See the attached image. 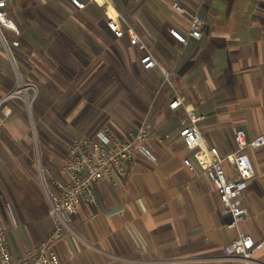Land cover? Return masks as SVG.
<instances>
[{
	"label": "crops",
	"instance_id": "crops-1",
	"mask_svg": "<svg viewBox=\"0 0 264 264\" xmlns=\"http://www.w3.org/2000/svg\"><path fill=\"white\" fill-rule=\"evenodd\" d=\"M11 1L19 5L23 0ZM35 1L43 6L53 0ZM110 2L153 54L156 67L141 68L143 52L130 46L126 37H113L105 26L104 14L103 21L100 16H86L90 6L102 10L100 6L89 3L78 10L67 0V7L81 16V26L68 27L66 32L58 24L62 36L44 43L34 38V27L22 29L29 34L23 41L29 52H23L26 61H17L14 56L13 64L0 49L10 66L0 61V71L10 70L0 83V95L13 87L17 76L23 82L32 78L51 92L49 98L54 103L48 102L52 107L59 104L61 128L67 137L74 135L71 140L99 128H110L125 138L139 127L159 139L144 144L149 156L132 152L125 179L95 184L96 205H82L65 218L68 229L51 246V253L58 264H242L224 259L223 247L237 232L258 240L264 237V146L246 151L254 176L248 180L239 205L247 210L248 218L232 230L227 228L230 217L223 212L206 177L192 176L184 168L182 159L190 153L178 132L188 124L184 112L188 109L204 117L198 129L207 145L221 154L235 148L233 136L238 130L247 140L264 137V0ZM10 3L8 17L20 31L17 37L4 31L12 40L23 31L22 22L9 9ZM173 4L184 12L177 13ZM33 12L40 15L37 9ZM196 13L204 21L203 35L182 46L168 30L185 33L190 15ZM41 47L46 51L38 52ZM19 50L18 46L13 53L22 54ZM21 61L29 68L30 76L25 79ZM163 70L169 73L166 82ZM176 98L183 100V106L171 110L169 104ZM14 104V115L5 122L12 141L9 144L13 148L17 144L28 156L36 155V160L17 166L0 156V224L8 227L3 201L14 202L22 226L8 239L12 252L22 253L53 230L33 166L39 162L42 170L55 168L56 176H52L60 180L65 158L38 144L37 137L31 139L20 127L18 119L22 118L14 111ZM52 107L45 112L58 117ZM35 117L42 127V118ZM3 151L7 150L0 144ZM261 253L263 257L264 248Z\"/></svg>",
	"mask_w": 264,
	"mask_h": 264
},
{
	"label": "built area",
	"instance_id": "built-area-1",
	"mask_svg": "<svg viewBox=\"0 0 264 264\" xmlns=\"http://www.w3.org/2000/svg\"><path fill=\"white\" fill-rule=\"evenodd\" d=\"M11 0H0V49L14 64L13 49L19 46L18 39L9 40L4 31L17 37L20 33L17 25L8 17L7 7ZM74 9L82 10L91 3L102 8L107 30L116 39L126 37L130 46L136 47L143 54L139 64L143 70L157 66V61L140 39L135 29L117 12L110 0H68ZM172 8L179 14L184 11L176 4ZM204 21L196 13L190 15L185 33L169 29V35L182 46L190 39L199 40L203 35ZM164 81H168L169 73L162 71ZM36 90L34 84L23 82L16 77L13 88L0 95V132L6 120L12 115L11 105L14 100L21 101L29 111L34 102ZM183 106L181 98L174 99L169 108L175 110ZM186 123L179 129L178 136L185 149L190 153L182 159L184 168L192 175H204L217 193L223 212L230 221L227 228L237 230L239 224L248 218V212L239 205V200L247 188V182L254 176V168L246 151L264 146V137L258 136L247 140L243 131L234 133L235 148L221 154L207 145L203 139L198 123L202 115L184 109ZM159 139L152 136L144 127L127 137L118 136L110 128L95 129L83 136L75 137L69 144L66 158L59 170L60 180L48 181L40 175V184L44 187L47 214L53 225L48 237L22 253H13L8 239V231L0 225V264H58L51 253V246L57 242L64 229H68L65 218L73 216L82 205L95 206L97 201L94 186L100 181L115 184L125 179L132 164V152L137 150L149 156L144 144ZM39 176V175H38ZM42 187V189H43ZM15 227V224H14ZM264 248V238L256 240L249 233H239L223 247L224 259L239 261L242 264H257L254 256Z\"/></svg>",
	"mask_w": 264,
	"mask_h": 264
},
{
	"label": "rangeland",
	"instance_id": "rangeland-1",
	"mask_svg": "<svg viewBox=\"0 0 264 264\" xmlns=\"http://www.w3.org/2000/svg\"><path fill=\"white\" fill-rule=\"evenodd\" d=\"M65 1L66 0H55V1L53 0L51 2L47 1L46 4L43 5L45 8L43 6H40L41 4L39 2H36L35 0H33L31 2H27V0H25V1L23 0L22 2H20L19 5H18V3H14L13 1H11L12 3H10L9 9H11V12H13V14L17 18H19V20L22 22L21 23L22 27L20 28L21 30L26 28V27H34L36 32H37V34L35 35L34 38H36V39H38L44 43V41H46V40L50 41V40L55 39V38L59 39V37L62 36V34H63L62 29L59 27V25H61V24H62V28H64L63 29L64 31H66V29L68 27L71 29L73 26L74 27H76L78 25L81 26V24L79 22V18H81V16L80 15H79L80 17L77 16L78 14H76L74 12V10H72L70 7H67V5L65 4ZM61 3L64 4V5H62V8L59 6ZM54 5H57V6H55V8L52 10L51 8ZM92 7L93 6H90L89 10L85 9L86 10L85 11L86 16L90 17V18H93V17L97 18V16H100L99 19H101L103 21L104 17H103L102 10L101 9L98 10V9H95L93 7L95 10V14H93V11L91 10ZM34 9H37L38 13L40 14L39 16L34 14V12H33ZM44 11H45V13H43ZM47 13H48V15H47ZM50 15H53L55 20H53L50 17ZM22 31L23 32H21V34H20L21 37L18 38L19 49H20L19 51L22 54H19V55L17 53H16V55L13 54V56H15V58H17V61L20 59H23V60L27 59L25 56H23V52L28 50L26 48V45L24 44L25 42H23V41H24V38H26L29 34L26 32V30H22ZM66 32H64V34ZM69 32H71V31H69ZM22 36H24V37H22ZM40 46L41 45H38V47H40ZM35 47H37V46L34 45L33 49H32V47H31V49L34 51ZM39 50H41V51H38V52H45L46 51L44 47L42 49H39ZM24 55H26V54L24 53ZM7 59L8 58L1 56V54H0V61H1L2 65L9 68L10 67L9 62H8L9 59L8 60ZM23 64L24 63L21 61V65H22L23 70L20 67H18V69H19V71L22 70L23 74L26 73V75H24V77L22 75V77L25 79L28 76H30V74H29V68L25 64L24 65ZM4 70L6 72L0 71V83H3L5 81V78L7 77L6 75L10 73V70H8V69L4 68ZM14 82H12L13 86H14ZM24 82H30L31 84H34V87L36 90V96H35L34 102L30 104L29 111L23 106L21 101H19V100L15 101L14 100V103H15L13 105L14 111L16 112V114H20L21 118H22V119H18V121L20 122V127L22 129L25 128V130L28 131L27 133L31 136V139H34L37 137L38 144L41 142V144L43 146H47L49 149L50 148L54 149L58 154L64 156V158H66L67 148H68V145L70 144L69 142L72 141L71 138H73L74 135H72L71 137H67V135H66L67 131L65 132V130L63 128H61V123L59 120V115L61 114L59 104H56L55 106L52 107L51 102L54 103V100L49 98V96H51V92L49 90H47V88L44 86L36 85L34 83V81L32 80V78H31V80H29V81L26 80ZM11 88H13V87H11ZM55 95H57V94L54 93V96ZM48 101H51V102L49 103ZM51 107H52V110L57 111L58 117L55 116L54 114H51V111L49 112V114L47 112H45L46 110H50ZM13 115H14V113H12V115L9 118L11 119L13 117ZM35 115L42 118L40 120L42 127H40L39 124L38 125L36 124ZM45 115H47V117L50 116L49 119ZM0 136L3 137V139H1L0 144H2L3 147L7 150L6 152H4V151L0 152V156H2L5 161L13 162L15 165L18 166V165H21L22 162L26 161L29 164V163H32L34 161V159L36 160V155L28 156L26 152H24L22 149L18 148L17 144L15 145L14 148L11 146V144H9V142H12V141H11L10 135L8 134V132H6L5 123H4L2 130L0 132ZM68 140H69V142H67ZM64 151H65V153H63ZM35 165L33 166V170H32L33 177L35 178L36 184L39 186V188L41 190L43 201H44V204L46 206V214H47L48 207H47V203L45 200V191H44V187L40 184L39 178H40V175H43L48 181H51L52 179L55 178L53 176H56L55 175L56 169L52 168L50 170L45 171L44 169L42 170L39 162ZM7 166H9V165L7 164ZM42 187H43V189H42ZM3 204H4V211H5V216H6V221H7L8 227L6 228L4 225L3 226L9 232L8 237L10 238V235L14 236L15 234H17L19 232L20 226H22V225H20V222L17 218L16 210L14 207V202L8 203L7 201L4 200ZM47 217L49 218L48 215H47ZM49 220H50V218H49ZM50 222H51V220H50ZM14 224H15V227H14ZM258 239L259 238H257L256 240H258ZM262 250L257 252V254L254 256V257H257L256 258L257 261L255 260L257 262V264H264V259H263L264 254H263V257L261 256Z\"/></svg>",
	"mask_w": 264,
	"mask_h": 264
}]
</instances>
